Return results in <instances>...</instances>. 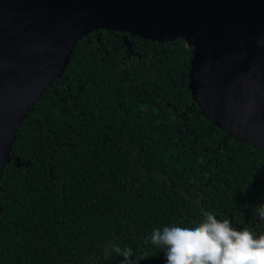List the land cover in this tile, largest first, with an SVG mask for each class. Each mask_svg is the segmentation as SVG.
I'll list each match as a JSON object with an SVG mask.
<instances>
[{"label": "trees", "instance_id": "trees-1", "mask_svg": "<svg viewBox=\"0 0 264 264\" xmlns=\"http://www.w3.org/2000/svg\"><path fill=\"white\" fill-rule=\"evenodd\" d=\"M190 56L180 38L99 29L76 42L0 173V264H122L109 244L166 264L152 230L194 228L204 212L264 233V151L204 116Z\"/></svg>", "mask_w": 264, "mask_h": 264}, {"label": "water", "instance_id": "water-1", "mask_svg": "<svg viewBox=\"0 0 264 264\" xmlns=\"http://www.w3.org/2000/svg\"><path fill=\"white\" fill-rule=\"evenodd\" d=\"M99 29L182 39L191 47L187 86L201 112L264 151V0H0V173L34 101L76 42Z\"/></svg>", "mask_w": 264, "mask_h": 264}, {"label": "clouds", "instance_id": "clouds-1", "mask_svg": "<svg viewBox=\"0 0 264 264\" xmlns=\"http://www.w3.org/2000/svg\"><path fill=\"white\" fill-rule=\"evenodd\" d=\"M254 210L264 221V204ZM148 241L164 251L166 264H264V233L257 235L247 226L237 230L229 219L210 212L194 228H155ZM109 250L123 257L122 264H132L131 248L109 244L106 254Z\"/></svg>", "mask_w": 264, "mask_h": 264}]
</instances>
